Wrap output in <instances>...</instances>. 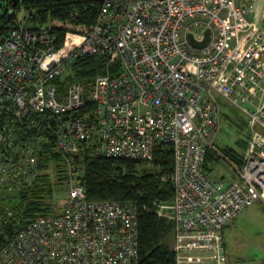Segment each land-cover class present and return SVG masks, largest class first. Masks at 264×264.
I'll list each match as a JSON object with an SVG mask.
<instances>
[{
    "label": "built area",
    "instance_id": "built-area-1",
    "mask_svg": "<svg viewBox=\"0 0 264 264\" xmlns=\"http://www.w3.org/2000/svg\"><path fill=\"white\" fill-rule=\"evenodd\" d=\"M256 2L103 0L93 29L68 30L60 46L49 26L0 33V188L39 174L36 143L21 146L13 135L29 115L54 135L68 179L61 211L32 220L0 250V264H139L140 207L89 201L80 178L85 157L149 161L158 143L174 149L165 178L173 200L155 205L174 223L176 264H228L223 230L264 191V17ZM207 29L208 44L194 45L189 35L203 40ZM87 55L101 57L105 73L58 88L56 79ZM218 96L246 116L241 183L205 173L207 153L221 154Z\"/></svg>",
    "mask_w": 264,
    "mask_h": 264
},
{
    "label": "trees",
    "instance_id": "trees-1",
    "mask_svg": "<svg viewBox=\"0 0 264 264\" xmlns=\"http://www.w3.org/2000/svg\"><path fill=\"white\" fill-rule=\"evenodd\" d=\"M0 3V33L22 24L16 22L17 10L25 8L30 20L39 21L41 26H49L56 34V45L63 43L68 30L87 33L95 25L103 0H4ZM12 11V12H11ZM24 26V25H23ZM26 27V26H24ZM30 28V27H27ZM30 28V29H37ZM105 61L97 55L79 58L68 71L56 79L58 88L66 89L75 80H89L106 71ZM4 123L0 121V126ZM44 121L37 115H29L13 125L17 144L37 145L38 175L32 182L19 179L0 188L7 192H17V196H0V250L35 218L54 214L57 198L67 197L68 179L64 174L65 164L54 135L44 127ZM243 154L228 150L219 153L209 151L205 159L226 157L237 168L243 164ZM13 152V151H11ZM223 154V155H222ZM84 176L80 184L87 199L92 202L119 201L133 202L140 207L139 212V264H176L177 255L172 250L171 240L175 226L171 221L158 216L155 204H168L173 200V184L165 181L174 167V149L169 143H158L151 160L105 156L85 157ZM23 180V177H20ZM61 211V210H60Z\"/></svg>",
    "mask_w": 264,
    "mask_h": 264
},
{
    "label": "rangeland",
    "instance_id": "rangeland-1",
    "mask_svg": "<svg viewBox=\"0 0 264 264\" xmlns=\"http://www.w3.org/2000/svg\"><path fill=\"white\" fill-rule=\"evenodd\" d=\"M17 1L14 0V3ZM0 3L6 4L4 0H0ZM259 3L260 0L255 4L256 10ZM254 14L256 13L254 12ZM254 14L249 17L256 18ZM29 15L30 13L25 8L17 10L16 22L30 28L41 27V23L30 20ZM218 97L223 115L214 145L222 152L233 150L243 154L244 142L247 138L246 116L234 109L221 96ZM205 173L210 180H220L224 177L226 182L241 183L235 166L225 156L219 157L215 154L214 158H208ZM17 195V192L11 193L0 189V196L13 197ZM262 197L263 199L255 200L224 228L222 235L224 249L229 259L228 264H264V191ZM65 201L64 194L57 198V211L63 208ZM173 242L174 237L170 242L171 246H173Z\"/></svg>",
    "mask_w": 264,
    "mask_h": 264
},
{
    "label": "water",
    "instance_id": "water-1",
    "mask_svg": "<svg viewBox=\"0 0 264 264\" xmlns=\"http://www.w3.org/2000/svg\"><path fill=\"white\" fill-rule=\"evenodd\" d=\"M192 43L198 47H204L208 44V42L210 41L211 39V32H210V29H207L206 31V36L203 40H196L192 34L189 35Z\"/></svg>",
    "mask_w": 264,
    "mask_h": 264
},
{
    "label": "crops",
    "instance_id": "crops-1",
    "mask_svg": "<svg viewBox=\"0 0 264 264\" xmlns=\"http://www.w3.org/2000/svg\"><path fill=\"white\" fill-rule=\"evenodd\" d=\"M258 1V0H257ZM258 13L262 16V17H264V0H260V3H259V5H258ZM220 180H222V181H224L225 183H233V181L232 182H226L225 181V179H224V177H222ZM234 183H236V182H234ZM229 260V259H228ZM185 264H205V263H201V262H195V263H185Z\"/></svg>",
    "mask_w": 264,
    "mask_h": 264
}]
</instances>
